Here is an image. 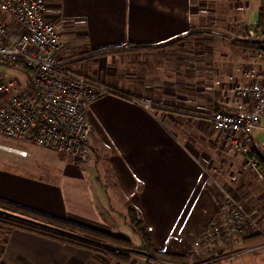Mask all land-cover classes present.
Instances as JSON below:
<instances>
[{
    "label": "crops",
    "instance_id": "crops-1",
    "mask_svg": "<svg viewBox=\"0 0 264 264\" xmlns=\"http://www.w3.org/2000/svg\"><path fill=\"white\" fill-rule=\"evenodd\" d=\"M261 3L46 0L47 18L61 35L59 56L73 59L72 69L112 91L98 97L88 111L92 132L86 157L37 146L18 147L29 152L27 157L4 150L43 163V170L24 171L14 158L1 155L0 197L119 237L125 236L117 221L123 217L131 224L128 209L133 206L150 230L154 247L168 251L169 240H181L182 229L173 225L201 224L209 209L214 214L219 210L216 186L221 180L264 227L263 157L225 151L217 155L216 145L226 152L232 147L211 121L216 111L251 104L236 87L248 85V71L264 62L257 64L249 50L257 47L238 39L248 29L264 30L258 26ZM1 15L12 32L24 31L9 15ZM10 160L15 168H10ZM246 165L251 169H244ZM196 212L201 220H192ZM254 235H234L224 245L189 252L203 258L192 264H206L212 249L225 258L241 256L239 264H264V241ZM104 244L126 251L128 259L0 225V264L159 261L141 248L142 240L138 245L132 241L128 249Z\"/></svg>",
    "mask_w": 264,
    "mask_h": 264
},
{
    "label": "built area",
    "instance_id": "built-area-1",
    "mask_svg": "<svg viewBox=\"0 0 264 264\" xmlns=\"http://www.w3.org/2000/svg\"><path fill=\"white\" fill-rule=\"evenodd\" d=\"M0 10L24 28L21 33L12 32L0 18V65L23 61L33 69L30 82L25 84L16 79L0 80V134L68 157H86L92 132L88 111L111 89L72 69L73 59L59 56L61 35L47 18L46 0H0ZM238 40L264 45V30L248 29L246 36ZM247 76L248 85L236 87V93L250 100V106L219 110L211 116L214 129L242 153L252 150L253 132L262 127L264 63L249 70ZM0 146L29 156L26 149ZM248 163L256 169L252 158ZM222 191V206L195 241L196 251L203 244L224 245L234 235L259 234L264 241V227L231 191L224 187ZM114 252L123 250L114 247Z\"/></svg>",
    "mask_w": 264,
    "mask_h": 264
},
{
    "label": "trees",
    "instance_id": "trees-1",
    "mask_svg": "<svg viewBox=\"0 0 264 264\" xmlns=\"http://www.w3.org/2000/svg\"><path fill=\"white\" fill-rule=\"evenodd\" d=\"M258 17V26L264 28V0H262ZM248 45L262 48V46L259 44ZM12 64L16 68L22 70L28 76V78L31 79L33 74V69L31 67L26 65L23 61H15ZM249 154L251 156L254 155V151L251 150ZM261 161L264 163L263 158H261ZM128 215L131 224L140 234L142 240L141 248L148 251L151 258L155 253H158L161 256L171 257L173 259H177L179 256H181L177 253L170 254L167 251L157 250L154 247L150 230L140 216L139 211L135 207H129ZM0 225L8 226L10 228H21L27 231L52 237L63 243L78 245L105 254L117 255L124 260L128 259L126 251L116 254L113 247H109L104 243L120 246L124 249L133 247L132 241L128 238L109 235L93 228L74 223L67 219H61L56 216L46 214L34 208L4 199L2 197H0ZM254 236L261 238L259 234H255ZM157 262V260L154 262L148 260L147 264H157Z\"/></svg>",
    "mask_w": 264,
    "mask_h": 264
},
{
    "label": "rangeland",
    "instance_id": "rangeland-1",
    "mask_svg": "<svg viewBox=\"0 0 264 264\" xmlns=\"http://www.w3.org/2000/svg\"><path fill=\"white\" fill-rule=\"evenodd\" d=\"M0 16H3V15H1V10H0ZM224 39L226 41H228L229 43L230 42L232 43L231 38H224ZM249 48H251L249 50L257 58V64L264 62V47L261 49L260 48L259 49L252 48V47H249ZM8 64H12V63H8ZM26 78H27V75L22 70L20 71L19 69H16L13 66L9 67L7 65H0V80L1 81H3V80L8 81V80L17 79L20 83L25 84V82L27 80ZM261 126H262L261 128H258L253 132L252 136H253V142L254 143L252 145V149H254L255 151L254 150H252V151H254V155H261L264 158V115L262 116V119H261ZM218 134L220 135V133H218ZM224 138L226 139V141H228L226 136H224ZM182 140L183 139H181V141ZM183 143L186 144L185 142H183ZM228 144L230 147L231 144L229 143V141H228ZM0 145H8V146L11 145V146L27 147V148H32V146H35L32 144H27L25 142H21V141L11 139V138L3 136L1 134H0ZM184 146H188V145H184ZM220 146L221 145H218V146L216 145L215 152L218 151L217 155H223L224 151H225V153H226L225 155H236L237 154V155H240L242 157H243V155H249L250 156L249 152L246 154L242 153L240 151L235 150L232 146H231L232 147L231 152H226V150H224L222 148V146L221 147ZM1 149H2V151H1ZM4 150L10 152L9 150H6L0 146V156L1 155H9V159L14 158L17 161V163L19 164L18 167L20 169L24 168L22 170L30 172V173H33V172L37 173V171L43 170V167H41V165L43 163H40L37 160L36 161L31 160V159L23 160L20 157H18L20 155L14 156L12 154H8V153L3 152ZM11 153H14V152H11ZM214 154H216V153H214ZM34 158H38V157L35 156ZM247 161L248 160H246V162ZM13 162H14L13 160H10V163H11L10 168H15L13 165ZM0 163H1V158H0ZM263 166H264V164H263ZM243 168L244 169H251V167L248 165H246ZM215 177H217V176H215ZM219 182L220 183L217 184L216 188H217L218 196L221 197V205H220V207H221L222 206V200H223L222 188L224 187L225 189H228L229 187L227 185L226 186L223 185L221 180ZM228 190L231 191L230 189H228ZM215 197L217 198L216 194H215ZM219 210H220V208H219ZM219 210H217V212L214 214V212L211 213V210L209 209L208 210L209 215L207 216L208 219L206 218L205 220H202L201 224L200 223L197 225L187 224V225L181 226L182 228L180 226L173 225V227H176L177 231L180 230L179 232H181V229H182L181 236H180L181 240H176V241L175 240H173V241L169 240V246L167 248V250H168L167 252L170 254H172L174 252H179V255H181V256H179V258H177V259H173L171 257L161 256L158 253H155V257H158L157 259H159L157 264H165L166 262L168 264H170V263L171 264H192L194 262L195 263H197V262L201 263V261H203V258L201 257V255H199L195 258L193 256H190L189 252H191V254H196L197 251H196V248L194 246L195 241L199 240V236L201 235L203 230L207 226H209V221L214 219L217 216V213ZM191 218H192V220H194V218H196V219L198 218L199 220H201L200 217H198L197 212H196V215L194 214ZM119 219L120 220L117 221V224H118L117 227L120 228L123 236L132 239L134 244H137V245L140 244V242H141L140 234L135 230L133 225H131L130 223H127L123 217L119 218ZM195 226L197 228L196 230H195ZM210 246L211 245H209V244H207V245L203 244L202 245L203 248L201 247L203 250L201 249L202 250L201 252L206 251V249L208 247L210 248ZM199 250H198V252H199ZM192 251H193V253H192ZM194 251H196V252H194ZM216 251H217V249H212L211 251L207 252L208 254L212 253V257H209V256L206 257L208 259V260H206V264H239L241 256L236 257V258H229V257L225 258V256L223 255L222 252L216 253ZM217 254H219V255L222 254V256L218 257ZM204 259H205V257H204ZM154 260H156V259H154ZM160 260L165 261V263L161 262ZM192 261H194V262H192Z\"/></svg>",
    "mask_w": 264,
    "mask_h": 264
}]
</instances>
